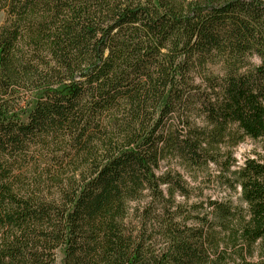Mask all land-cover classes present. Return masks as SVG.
Instances as JSON below:
<instances>
[{"label":"trees","instance_id":"trees-1","mask_svg":"<svg viewBox=\"0 0 264 264\" xmlns=\"http://www.w3.org/2000/svg\"><path fill=\"white\" fill-rule=\"evenodd\" d=\"M191 1L0 0V264H264L186 177L233 193V122L264 139V0ZM196 20L216 55L163 43ZM240 175L260 214L264 157Z\"/></svg>","mask_w":264,"mask_h":264},{"label":"rangeland","instance_id":"rangeland-1","mask_svg":"<svg viewBox=\"0 0 264 264\" xmlns=\"http://www.w3.org/2000/svg\"><path fill=\"white\" fill-rule=\"evenodd\" d=\"M44 0H31L32 3H39ZM191 9L193 8L196 13H198L199 6H205L208 4L207 0H193ZM197 9V10H196ZM202 27L200 20H196L191 23L187 21L183 23L181 21H171L165 25V28L162 33L163 43L169 47H185L189 46L190 48L201 47L202 49L208 51L211 56L216 55V51L213 50V47L209 45V41L205 36H200L201 33L198 31ZM197 28V30H196ZM186 29H190L189 38L187 39L184 36ZM213 29V35H215ZM211 35V34H209ZM217 35V33H216ZM214 62V61H213ZM211 70L214 74L223 75L226 70V64L221 57L217 58L215 63L211 64ZM237 120L233 122L232 128L235 135L241 137L239 143L233 148L232 156L235 158L236 163L229 167L227 170L221 171V168L211 165L210 172L214 178L221 177L228 178L229 181L234 182L236 191L231 193L227 186H222L219 182L215 183H202L204 175L199 174L197 182H194V178L191 173H186L188 181L191 182L193 186H199L204 192L205 197H211L215 199H223L226 196H231L234 200L236 206H239L244 211V221L243 226L247 232L249 238L251 249L253 253L254 260H263L264 261V209H261L260 214L254 213V206L245 202L244 200V180L240 173L245 168V159L247 157L255 158L259 160L264 157V139L261 140H252L245 136L243 125L241 122V117L238 116ZM222 173V175H221ZM219 180V179H218ZM201 182V183H200ZM58 264H61V259L59 257Z\"/></svg>","mask_w":264,"mask_h":264}]
</instances>
